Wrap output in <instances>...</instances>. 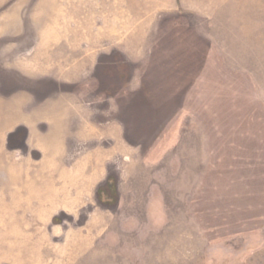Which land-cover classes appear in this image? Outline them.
I'll use <instances>...</instances> for the list:
<instances>
[{"label":"rangeland","instance_id":"1","mask_svg":"<svg viewBox=\"0 0 264 264\" xmlns=\"http://www.w3.org/2000/svg\"><path fill=\"white\" fill-rule=\"evenodd\" d=\"M0 264H264V0H0Z\"/></svg>","mask_w":264,"mask_h":264}]
</instances>
